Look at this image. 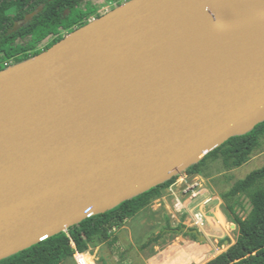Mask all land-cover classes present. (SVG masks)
<instances>
[{
	"label": "water",
	"instance_id": "water-1",
	"mask_svg": "<svg viewBox=\"0 0 264 264\" xmlns=\"http://www.w3.org/2000/svg\"><path fill=\"white\" fill-rule=\"evenodd\" d=\"M237 5L264 29V0H129L0 71V259L172 178L264 121V34L250 51L209 58L200 44L185 41L176 56L152 44L176 27L244 44L241 23L222 25ZM142 56L173 74L131 65Z\"/></svg>",
	"mask_w": 264,
	"mask_h": 264
},
{
	"label": "trees",
	"instance_id": "trees-1",
	"mask_svg": "<svg viewBox=\"0 0 264 264\" xmlns=\"http://www.w3.org/2000/svg\"><path fill=\"white\" fill-rule=\"evenodd\" d=\"M12 9L15 14L10 12ZM95 14L100 16L95 0H0V71L7 68L6 61L16 65L40 54L86 25ZM43 45L46 47L41 49ZM263 135L264 121L245 134L229 137L186 170L202 173L212 159H221L226 168L242 166L250 160ZM174 180L175 176L105 212L87 217L67 230L0 259V264H61L73 258L76 249L88 251L97 242L112 243L116 241L114 230L159 198ZM242 196L252 205L246 217L237 212ZM221 197L237 223L239 234L235 243L204 264H264V166L237 180ZM161 238L162 234H152L140 248L146 249Z\"/></svg>",
	"mask_w": 264,
	"mask_h": 264
},
{
	"label": "rangeland",
	"instance_id": "rangeland-1",
	"mask_svg": "<svg viewBox=\"0 0 264 264\" xmlns=\"http://www.w3.org/2000/svg\"><path fill=\"white\" fill-rule=\"evenodd\" d=\"M95 2L100 16L123 4L122 0L114 2L95 0ZM91 8L93 6H90ZM10 12L15 14L16 10L12 9ZM95 18L97 17L93 16L91 20ZM262 166H264V135L250 160L242 166L226 168L221 159H212L208 161L207 168L202 173L183 170L175 175L171 185L162 190L159 198L154 199L143 209L145 211L141 216L142 220L128 219L123 227L114 230L113 237L116 241L97 242L88 252L99 264H204L228 249L236 242L239 234L237 223L226 208L221 193L228 191L237 180ZM185 174L190 175L188 182L199 181L219 195L222 200V211L227 217L226 225L214 228L205 221L198 226L187 213L182 214L175 210L178 197L182 198V189L186 186V182L180 179ZM240 200L241 204L237 212L240 216L246 217L252 209L251 202L245 196ZM216 201L210 205L216 204ZM127 224L136 230V236L142 235L139 241L130 237ZM188 228L197 229L204 239H200L195 233H189ZM152 234H162L161 240L146 249H141L140 245ZM193 242L195 245L191 248L189 244ZM61 264L76 263L74 258H69Z\"/></svg>",
	"mask_w": 264,
	"mask_h": 264
},
{
	"label": "bare ground",
	"instance_id": "bare-ground-1",
	"mask_svg": "<svg viewBox=\"0 0 264 264\" xmlns=\"http://www.w3.org/2000/svg\"><path fill=\"white\" fill-rule=\"evenodd\" d=\"M252 10L243 5H237L232 8V10L226 12V17L222 23L223 27L226 29L234 26L236 23H241L242 27L237 31L238 36L241 37V41L244 44L234 43L230 41H224L221 39L218 31L214 29H208L207 34L197 35L193 33H186L180 27H176L167 33L165 36H158L153 38V45L158 47L162 52L172 54L174 56L178 55L181 51L182 44L187 41L194 49L196 45L200 44L199 50L207 58L217 53L218 50L224 49L228 55L234 54L237 50L239 51H250L253 49L252 43L253 39L258 35L264 34V29L255 23L247 22L246 16L251 14ZM115 63L120 66H125L127 64L126 60L119 58L114 59ZM135 68L141 70L152 72L157 78H163L164 76H171L173 74L167 67L156 60H152L146 56L141 58H136L132 64ZM175 80H181L179 75H173ZM217 215L220 219V223L215 220V226L218 227L220 224H226V220L220 208L217 211Z\"/></svg>",
	"mask_w": 264,
	"mask_h": 264
},
{
	"label": "built area",
	"instance_id": "built-area-1",
	"mask_svg": "<svg viewBox=\"0 0 264 264\" xmlns=\"http://www.w3.org/2000/svg\"><path fill=\"white\" fill-rule=\"evenodd\" d=\"M4 64L7 67L11 66V62L9 61H6ZM189 176V174H185L180 178L181 181L186 182V186L182 189V198L178 197L174 206L175 210L182 214L187 213L198 226L207 221L214 228H218L212 223L210 216L213 219L215 218L217 222H221L217 215L218 209L222 210L221 198L199 181L188 182ZM215 201L217 202L216 204L210 205ZM221 225H219L220 228ZM73 258L76 264H99L96 258L88 251L76 249Z\"/></svg>",
	"mask_w": 264,
	"mask_h": 264
},
{
	"label": "crops",
	"instance_id": "crops-1",
	"mask_svg": "<svg viewBox=\"0 0 264 264\" xmlns=\"http://www.w3.org/2000/svg\"><path fill=\"white\" fill-rule=\"evenodd\" d=\"M144 211L145 210H142V211H140L136 216H134V217H132V218H130L129 220H142V218H141V216H142V214L144 213ZM220 211L222 212V214L224 215V217H225V220H226V222H227V217H226V214L220 209ZM211 217V221H212V223L214 224L215 223V218L213 219L212 218V216H210ZM223 226L224 225H226V224H222ZM126 227L129 229V231H130V237L133 239H135V238H137V240L139 241V238L141 239L142 238V235H139L138 234V236H136V234H135V232H136V230L135 229H132V227L130 226V225H126ZM219 227V226H218ZM189 245H191V248H193V246L195 245V242H193V243H190ZM201 246V245H200ZM189 259H192V258H189Z\"/></svg>",
	"mask_w": 264,
	"mask_h": 264
},
{
	"label": "flooded vegetation",
	"instance_id": "flooded-vegetation-1",
	"mask_svg": "<svg viewBox=\"0 0 264 264\" xmlns=\"http://www.w3.org/2000/svg\"><path fill=\"white\" fill-rule=\"evenodd\" d=\"M97 14H99L98 13V11H97ZM94 17H96V14L94 15ZM92 18H93V16H92ZM68 33V32H67ZM46 47V45H43L42 47H41V49H43V48H45Z\"/></svg>",
	"mask_w": 264,
	"mask_h": 264
}]
</instances>
